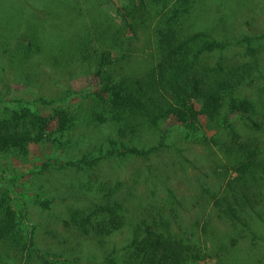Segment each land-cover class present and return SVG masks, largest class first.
<instances>
[{"label":"trees","instance_id":"1","mask_svg":"<svg viewBox=\"0 0 264 264\" xmlns=\"http://www.w3.org/2000/svg\"><path fill=\"white\" fill-rule=\"evenodd\" d=\"M203 2L129 0L120 13L123 25L100 29L96 37L100 50L90 52L88 45L93 39L87 40L81 51L83 62L89 63L94 56L100 88L84 95L93 100L90 118L85 119L95 124L109 123L113 134L99 141L97 154L89 149L82 157L60 166L94 168L105 159L132 156L148 160L166 146L167 130L163 126L171 117L190 126L187 138L208 145L207 131L215 130L214 144L222 165L227 171L236 172L209 200L211 214L228 223L231 230L217 252L238 264H264L263 257L256 254L264 238V65L260 57L264 33L246 35L236 42L219 37L196 22ZM141 31L150 34L156 56L152 57L151 65L134 72L129 68L132 44ZM239 45L241 51L235 49ZM41 48L39 36L26 33L24 40H17L14 52L27 60ZM9 50L6 44L4 52ZM115 51L117 58L113 57ZM121 63L127 64L126 70ZM74 93L69 88L66 96L56 100L39 99L53 106L51 117L30 106L3 111L0 153L14 151L26 155L30 144L50 140L61 147L78 144L83 137L75 141L63 139L79 123L78 114L68 106L69 96ZM190 99L199 107L191 104ZM232 114L240 119L246 131L234 127ZM201 116L207 120L204 129L198 125ZM51 119L57 120L59 136L52 137ZM146 133L155 140L139 141L144 137L141 134ZM0 176L12 192L21 196L17 197L19 207H15L9 192L0 197V264H86L78 262L77 257L72 261L40 253L37 227L29 219L26 206L27 194L19 190L17 176L8 177L3 170ZM121 188L119 182L101 184L93 199L69 208L64 219L67 227L96 240L106 250L109 238L126 226L131 227L130 239L121 246L111 245L98 264H198L211 253L212 237L202 241L193 238L195 233L175 232L174 206L167 207V215L154 214L148 220L135 218L126 197L118 195ZM169 194L170 201H176L172 190ZM39 203L46 208L51 206L48 199ZM246 243L250 245L244 246Z\"/></svg>","mask_w":264,"mask_h":264},{"label":"rangeland","instance_id":"2","mask_svg":"<svg viewBox=\"0 0 264 264\" xmlns=\"http://www.w3.org/2000/svg\"><path fill=\"white\" fill-rule=\"evenodd\" d=\"M128 2L0 0V116L6 109L30 106L34 111L51 117L53 106L45 105L39 99L56 100L66 96L71 88L76 94L69 96L68 106L78 114L79 123L63 139L72 138L75 141L83 137L78 144L67 147H61L52 140L32 143L26 155L14 151L1 152L0 170L8 177L17 176L15 182L19 190L27 194L26 206L29 219L37 227L36 242L40 253L72 261L77 257L80 263L98 264L111 250V245L126 243L132 233L130 226L109 238V249L106 250L96 240L85 237L64 223L69 208L93 199L101 184L119 182L122 188L118 195L126 197L135 218L148 220L154 214L167 215V207L174 206L175 232L195 233L193 238L202 241L207 236L212 237L211 253L198 264H238L233 258L217 252V247L227 240L224 236L231 230L228 223L211 214L213 210L209 200L213 193L224 187L230 176H236V172L227 171L222 165L221 155L214 144L215 130L207 131L208 145L187 138L190 126L171 117L163 126L167 130L166 146L148 160L132 156L105 159L94 168L60 166L65 161L82 157L89 149H94V154H97L99 141L113 134L109 123L101 125L85 119L90 118L89 107L93 100L92 97L84 98V95L97 91L100 79L95 75L94 56L89 63H84L81 51L90 37L93 41L88 50L92 52L100 47L96 37L101 28L123 25L120 13ZM196 22L215 31L219 37H227L234 42L246 35H258L264 33V0H204ZM26 33H36L42 46V51L27 60L22 54L14 52L17 40H24ZM138 39L133 41L129 66L134 72H141L151 65L152 57L156 56L155 44L147 31H141ZM6 44L9 52H4ZM235 49L241 51L242 46ZM117 56L115 51L113 57ZM260 57L264 65V50ZM123 64V70H126L127 64ZM190 103L199 107L193 99ZM231 117L234 118L232 123L235 128L246 131L235 114ZM206 121L201 116L198 125L204 129ZM49 130L52 137L59 136L56 119L50 120ZM141 135L144 137L139 141L155 140L147 133ZM55 160L60 163L56 164ZM47 163L50 165L43 170ZM170 190L176 195L173 203L170 201ZM5 193L10 194L15 207H19L17 197L21 196L12 192L0 176V197ZM46 199L51 202L50 208L39 203ZM247 243L243 245H250ZM256 254L264 261V238L260 240Z\"/></svg>","mask_w":264,"mask_h":264}]
</instances>
